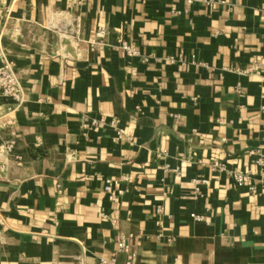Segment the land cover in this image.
Returning <instances> with one entry per match:
<instances>
[{"label":"crops","instance_id":"1","mask_svg":"<svg viewBox=\"0 0 264 264\" xmlns=\"http://www.w3.org/2000/svg\"><path fill=\"white\" fill-rule=\"evenodd\" d=\"M189 1L0 0V264H264V0Z\"/></svg>","mask_w":264,"mask_h":264},{"label":"built area","instance_id":"2","mask_svg":"<svg viewBox=\"0 0 264 264\" xmlns=\"http://www.w3.org/2000/svg\"><path fill=\"white\" fill-rule=\"evenodd\" d=\"M188 2H190L188 0ZM9 17V9L3 8L0 5V100L1 99H9L12 100L14 103L13 109L20 106L23 100V86L20 80V77L15 69L13 61L8 57L7 53L2 47L1 44V37H2V31L3 28L8 20ZM14 30L17 32L18 28L15 27ZM106 32L105 27L101 26L97 30V35L102 36ZM96 43L95 40L92 41V44ZM117 47L121 49L127 56L130 57H140L141 53L139 49L135 46L134 43H130L126 40H119ZM167 60L170 63L180 62L181 64H185L186 60L182 54H180L178 57L170 56L167 58ZM0 110H1V102H0ZM1 118V114H0ZM84 120V126H93L97 124V120L92 119L88 120L86 117L83 118ZM5 123H9V120H5ZM114 124V121L111 122ZM4 147L7 150L12 149L13 147V141H8L5 143ZM259 162L262 161V158L258 159ZM213 167L218 169H224V165L220 162H214ZM233 177L238 185H243L244 181L246 179L245 175L240 172L236 171L233 172ZM115 181L111 179H107L105 182L104 190L110 194V197L113 198L115 195V192L112 188V184ZM204 182V180L194 179L195 188L194 192L195 195L199 194V187L198 184ZM248 190L250 192H254V186H248ZM118 192H121L118 190ZM161 207L157 208V211L160 212ZM191 217L195 220H201V216L191 213ZM129 241L128 238L124 235L119 236L117 241V248L119 252L128 254L129 252ZM125 264H130V260L126 261Z\"/></svg>","mask_w":264,"mask_h":264}]
</instances>
